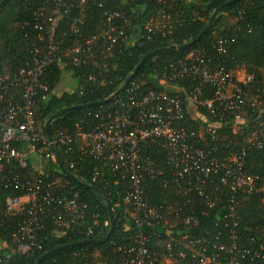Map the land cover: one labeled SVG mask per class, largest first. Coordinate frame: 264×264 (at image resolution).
<instances>
[{"label":"trees","instance_id":"1","mask_svg":"<svg viewBox=\"0 0 264 264\" xmlns=\"http://www.w3.org/2000/svg\"><path fill=\"white\" fill-rule=\"evenodd\" d=\"M63 1L71 3L73 7L64 16L62 28L55 34L61 42L59 52L54 55V62L49 65L42 79L48 85V90L39 96L36 115V123L42 133L46 134L44 125L52 115L55 117L49 125L51 135L57 129L73 133L77 129L76 125L83 132H91L98 123L96 112L122 98L131 82H138L141 90L161 89L157 79L165 67L170 62L188 61L186 59L193 53L189 60L193 61L196 55H200L210 70L219 65L226 72L236 74L237 71H244L253 76L250 83L243 85L246 101L249 105L250 100L256 99L261 105L258 108L245 107V122L235 132L229 117L223 120L212 147L217 145L220 157L238 154L242 148H246L244 169L248 174L258 176L260 184H264V137L260 133L262 126H259L264 122V0H88L80 8L76 6L81 0ZM221 5L223 7L213 15ZM53 7L54 0H0V69H19L26 65L30 57L29 40L37 35L34 22L38 15L45 19ZM106 11L124 13L123 18L115 20L116 26H124V33L119 36L120 45L112 50L107 49L110 40L103 37V31L107 29ZM160 11L164 12L163 16ZM80 14L86 26V34L81 37H99L96 40V59L106 62L109 68L108 73L101 74L104 77L102 84L89 81L87 77L93 71L92 67L74 66L65 51L79 37L71 32L68 24ZM156 24L157 27L154 26ZM219 37H226L229 41L224 51H218L216 39ZM171 45L184 47L166 50ZM158 49L162 50L140 64L147 53ZM64 73L73 82L72 90L56 94L55 90ZM124 84L123 91L114 99L106 101ZM169 84L179 89L176 92L183 93V89H192L195 82L192 76L185 75ZM212 97L213 92L205 89L200 99ZM72 106L78 107L63 112L64 108ZM197 110L207 119L211 118L204 108L198 107ZM192 119L190 116L186 124L194 123L196 128L201 126V120L197 117L195 121ZM252 134L258 136L257 141L262 144L260 148L248 146L247 139ZM55 148L64 171L50 164L46 167L48 177L58 176L66 180L67 195L75 193L79 201L86 204L83 223L92 229V233L85 235L58 230L53 219L55 212L52 211L45 216L44 228L37 235L41 248L34 256H18L10 248L3 251L15 264H35L37 257L53 248L104 237L111 225L106 199L114 216V229L106 239L101 243L67 246L49 254L39 264H117L122 249L133 243L137 235L149 238L148 248L158 257L154 264H159L161 256L166 254V244L181 235L191 238L218 237L219 243L227 246L235 243L237 246L264 250V193L238 194L240 203L235 208L237 224H234L228 208L229 193L218 179L213 181L212 188L205 187V194L213 201L212 207H207L204 197L198 195L195 189L184 193L177 191L172 184L165 183L171 179L173 171L172 165L167 162L168 151L162 146L152 145L144 149L143 154L154 160L163 174L146 180L145 196L150 205L162 214L163 220L152 226H136L132 208L125 202L126 185L115 183L117 179L106 167L101 179L108 184L105 185L101 180L93 182V170L100 166L96 158L74 148L66 152L58 144ZM28 166L31 168V165ZM71 175L88 186L73 182ZM20 194L2 187L0 199ZM177 213L180 216L193 213L194 223L185 227ZM15 225L14 219L0 217V240L8 246ZM241 261L264 264L262 258Z\"/></svg>","mask_w":264,"mask_h":264},{"label":"built area","instance_id":"2","mask_svg":"<svg viewBox=\"0 0 264 264\" xmlns=\"http://www.w3.org/2000/svg\"><path fill=\"white\" fill-rule=\"evenodd\" d=\"M86 1L81 0L76 7L80 8ZM72 7L71 3L54 0L50 14L45 19L38 15L34 22L37 35L29 40L30 57L26 65L19 69H0V192L2 187L21 192L20 195H7L0 199V217L16 222L10 245L0 240V264H15L3 252L7 248L18 256H34L41 248L37 235L44 228L45 216L52 211L55 212L53 219L58 230L85 235L92 233V229L83 223L86 204H82L75 193L67 195L66 180L58 176L48 177V165L55 164L59 168L56 144L66 152L74 148L99 161L100 166L94 168L91 176L93 182L102 181L106 167L117 179L115 183L126 185L125 202L132 208L136 226H152L163 220L162 214L150 205L145 196L146 180L163 174L156 162L143 154V150L152 145L162 146L168 151L166 158L173 171L171 179L165 183L184 193L195 189L204 197L207 207H212L213 201L205 194V187L212 188L213 181L218 179L229 193L228 208L233 223L237 224L235 208L240 203L238 194L264 193V184H260L258 176L245 171L246 148L238 154L220 157L217 145L212 147V143L217 139V130L223 120L229 117L235 132L245 122V107L258 108L261 105L256 99L250 100L249 105L246 101L243 85L250 83L253 76L244 71L236 74L226 72L219 65L210 70L200 55H196L193 61L189 60L192 53L186 59L188 61L170 62L165 67L157 79L161 89L141 90L138 82H131L122 98L96 112L98 123L91 132H83L76 125L73 133L54 130L49 140L36 123L38 100L48 90L42 79L61 45L55 34L62 28L63 18ZM104 14L107 29L103 31V37L110 40L107 49L112 50L120 45L119 36L124 33V26H116L115 20L123 18L124 13L106 11ZM160 14L163 16L164 12L160 11ZM68 25L71 32L79 36L65 50L71 64L90 65L93 71L87 79L102 84L104 77L101 74L108 73L109 68L106 62L96 59V40L99 37H81L86 34L82 14ZM228 42L226 37L216 39L218 51H224ZM185 75L192 76L195 85L190 90L183 89V93L176 92L179 89L169 83ZM205 89L213 92L212 98L200 99ZM198 107L204 108L211 118L200 114ZM190 116L193 121L195 117L201 120V126L196 128L194 123L186 124ZM259 126H262L260 133L264 137V122ZM257 137L252 134L247 139L248 146L260 148L262 144ZM80 139L84 145L78 144ZM102 182L108 184L107 181ZM180 217L185 227L191 226L195 220L193 213ZM148 242L147 236H135L133 243L122 249L117 264H154L158 257L149 250ZM165 250L159 264H247L241 260L264 259L263 249L237 246L235 243L227 246L219 243L218 237L181 235L167 243Z\"/></svg>","mask_w":264,"mask_h":264},{"label":"water","instance_id":"3","mask_svg":"<svg viewBox=\"0 0 264 264\" xmlns=\"http://www.w3.org/2000/svg\"><path fill=\"white\" fill-rule=\"evenodd\" d=\"M223 7V5H221L220 7H218L215 11H214V14L215 15L221 8ZM213 16H211L210 20L212 19ZM187 44H185L184 46H186ZM184 46H180V47H184ZM180 47H177L175 45H171L169 47L166 48V50H176ZM162 49H158V50H155L153 52H149L147 53L141 60L140 64L142 63V61H144V59H146L147 57H149L150 55H152L153 53H156V52H159L161 51ZM139 65L136 67L135 71L138 69ZM134 71V72H135ZM131 78V76L126 80L125 84L129 81V79ZM125 84L122 85L116 92H114L106 101H109V100H112L114 99L121 91H123L124 87H125ZM78 106H72V107H67V108H64L63 109V112H66L68 111L69 109L71 108H77ZM55 115H52L50 116V118L47 120V122L45 123L44 125V129H45V132H46V135L48 137V139L50 140L51 139V134H50V131H49V125L52 121V119H54ZM57 162H58V166L59 168L64 171V168H63V164L61 162V160L57 157ZM71 179L73 180V182L77 183V184H81V185H85L83 184L80 180H78L75 176H72L71 175ZM85 186H88V185H85ZM98 194H102L100 190L92 187ZM107 201V209H108V213H109V219H110V229L108 231V233L102 237V238H99V239H93V240H83V241H77V242H74V243H71L69 245H62V246H59V247H56V248H53L45 253H43L42 255H40L39 257L36 258L35 260V264H39L44 258H46L49 254L53 253L54 251H57L59 249H63V248H66L67 246H72V245H75V244H81V243H87V242H92V243H101L104 239H106L110 234L111 232L113 231L114 229V216H113V213H112V210H111V205L108 201V199H106Z\"/></svg>","mask_w":264,"mask_h":264},{"label":"rangeland","instance_id":"4","mask_svg":"<svg viewBox=\"0 0 264 264\" xmlns=\"http://www.w3.org/2000/svg\"><path fill=\"white\" fill-rule=\"evenodd\" d=\"M72 85H73V82L70 79L69 75L67 73H64L61 80H60L59 85L57 86V88L55 90V93L61 94L63 91H71ZM78 144L84 145V141L80 139V140H78Z\"/></svg>","mask_w":264,"mask_h":264}]
</instances>
